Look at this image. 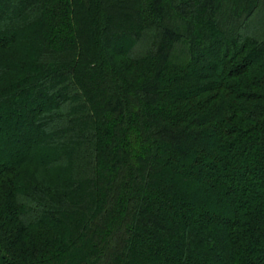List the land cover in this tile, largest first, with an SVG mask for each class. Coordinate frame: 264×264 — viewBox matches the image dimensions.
I'll use <instances>...</instances> for the list:
<instances>
[{"label":"trees","instance_id":"trees-1","mask_svg":"<svg viewBox=\"0 0 264 264\" xmlns=\"http://www.w3.org/2000/svg\"><path fill=\"white\" fill-rule=\"evenodd\" d=\"M263 6L0 0V264H264Z\"/></svg>","mask_w":264,"mask_h":264},{"label":"rangeland","instance_id":"rangeland-1","mask_svg":"<svg viewBox=\"0 0 264 264\" xmlns=\"http://www.w3.org/2000/svg\"><path fill=\"white\" fill-rule=\"evenodd\" d=\"M263 14V15H262ZM257 18H259V22L256 24H253V20L250 21V24L248 26V29L246 30L247 32H245L247 35L246 36H252V33L251 32H255L256 29H259L258 26L264 21V6L262 7V9L260 11H258V14L256 15V18H255V21H257ZM254 21V22H255ZM141 44V42H140ZM137 49H140V46L139 45H135V47H133V49H131L132 51H128L127 54H129L130 56H134L137 54ZM42 106H46L47 103L44 101V102H41ZM16 123V121H15ZM18 125L21 126L22 125V122L21 120L18 121ZM22 127V126H21ZM40 130V129H39ZM42 132V133H41ZM39 134H42L43 138L46 139L49 137V133H47L46 131H40ZM3 139L2 135H1V140ZM56 155H52L50 156L48 159L50 160H55L57 157H55ZM57 160V159H56ZM237 182V181H236ZM235 182V183H236ZM257 191V190H256Z\"/></svg>","mask_w":264,"mask_h":264}]
</instances>
